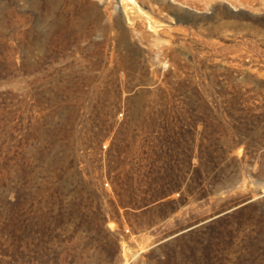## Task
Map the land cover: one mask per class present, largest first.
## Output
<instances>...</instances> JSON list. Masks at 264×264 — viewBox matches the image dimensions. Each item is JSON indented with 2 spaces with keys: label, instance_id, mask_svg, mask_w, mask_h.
I'll return each instance as SVG.
<instances>
[{
  "label": "rangeland",
  "instance_id": "rangeland-1",
  "mask_svg": "<svg viewBox=\"0 0 264 264\" xmlns=\"http://www.w3.org/2000/svg\"><path fill=\"white\" fill-rule=\"evenodd\" d=\"M0 264H264V0H0Z\"/></svg>",
  "mask_w": 264,
  "mask_h": 264
},
{
  "label": "trees",
  "instance_id": "trees-1",
  "mask_svg": "<svg viewBox=\"0 0 264 264\" xmlns=\"http://www.w3.org/2000/svg\"><path fill=\"white\" fill-rule=\"evenodd\" d=\"M195 170H196V172H197L198 175H201L202 174V171H201L200 167H196ZM187 186L189 187V183L187 184ZM147 190L149 191L148 192L149 193V199H151V201H152V199L154 201H156L157 198L160 197V198H164L166 200L165 203H168V201L171 202V203H174L177 200L176 196H173V194L175 192L178 193L179 197H181L184 194L183 193L184 190H183L182 186L180 185V183H176L173 187L169 188L168 189V192H166L163 189H161V190H163L162 193H158L153 188L146 189L144 191V194L142 195L143 196L142 197L143 199H145L147 197V195H148Z\"/></svg>",
  "mask_w": 264,
  "mask_h": 264
}]
</instances>
